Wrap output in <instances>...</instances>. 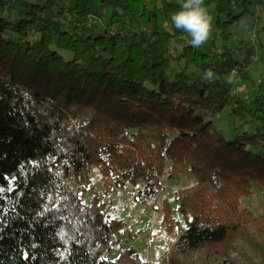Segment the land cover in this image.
<instances>
[{"label": "trees", "instance_id": "trees-1", "mask_svg": "<svg viewBox=\"0 0 264 264\" xmlns=\"http://www.w3.org/2000/svg\"><path fill=\"white\" fill-rule=\"evenodd\" d=\"M237 1L204 0L205 45L251 15L253 0ZM183 3L0 0V264H147L110 200L132 189L149 206L165 176L193 180L176 209L160 204L168 234L176 212L185 226L167 264L198 251L264 264V92L242 100L229 80L253 82L254 52L186 44L171 19ZM226 109L231 135L212 119ZM256 192L257 216L242 205Z\"/></svg>", "mask_w": 264, "mask_h": 264}, {"label": "rangeland", "instance_id": "rangeland-1", "mask_svg": "<svg viewBox=\"0 0 264 264\" xmlns=\"http://www.w3.org/2000/svg\"><path fill=\"white\" fill-rule=\"evenodd\" d=\"M252 13L250 16L235 24L232 28V37L229 41H223L220 38L214 40V46L202 44L199 47L205 48L212 53L227 54L230 53L236 60L241 61L245 57L246 49H252L254 57L251 60L249 71L253 82L243 81L237 74L232 73L229 80L233 82V93L242 100H250L256 92H264V38L260 31L264 18V0L252 1ZM235 12L240 11V0L236 2ZM17 17V15H14ZM92 24L102 26V22L93 21ZM186 44L191 41V35L186 32L184 37ZM208 47V48H207ZM192 70V69H191ZM215 125L228 135L232 134L235 120L230 116L226 109L220 114L214 116ZM91 180L95 187L100 190L101 185L97 176L91 174ZM165 191L158 196V201L149 206L136 205L133 202L134 191L129 189L127 192L113 195L110 200V214L125 221L126 228L133 236V240L127 245H133L140 258L147 264H167L168 254L176 241L177 237L183 232L185 226L182 223L181 216L176 212L174 217L180 222L174 234H168L162 224V211L160 204L162 200L168 199L173 208H177V190L187 187L193 183L188 177H180L179 180L172 181L167 176L161 180ZM90 196H83L82 199L88 202ZM109 201V200H108ZM244 208L250 210L253 215L261 214V194L256 192L252 197L242 200ZM246 255L250 251L245 245L238 244ZM245 257V256H244ZM244 257L238 256L232 252L229 257H218L204 251L192 253L188 258V264H244ZM254 264H260L261 256L250 255Z\"/></svg>", "mask_w": 264, "mask_h": 264}, {"label": "clouds", "instance_id": "clouds-1", "mask_svg": "<svg viewBox=\"0 0 264 264\" xmlns=\"http://www.w3.org/2000/svg\"><path fill=\"white\" fill-rule=\"evenodd\" d=\"M171 19L176 29L191 35L194 48L206 43L211 37L213 18L204 6V0H184L182 10L175 13ZM213 75L209 70L204 74V78L211 82Z\"/></svg>", "mask_w": 264, "mask_h": 264}]
</instances>
